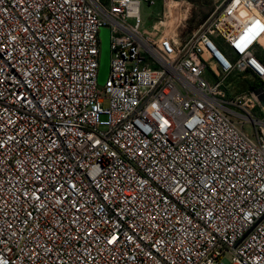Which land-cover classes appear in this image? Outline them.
<instances>
[{
    "label": "built area",
    "instance_id": "1",
    "mask_svg": "<svg viewBox=\"0 0 264 264\" xmlns=\"http://www.w3.org/2000/svg\"><path fill=\"white\" fill-rule=\"evenodd\" d=\"M160 1L0 0V264H264V0L186 41Z\"/></svg>",
    "mask_w": 264,
    "mask_h": 264
},
{
    "label": "rangeland",
    "instance_id": "2",
    "mask_svg": "<svg viewBox=\"0 0 264 264\" xmlns=\"http://www.w3.org/2000/svg\"><path fill=\"white\" fill-rule=\"evenodd\" d=\"M220 2L221 0H171L170 6L171 8H173L172 18L173 19H177L178 17L183 18L181 25L176 29L177 34L185 35L190 33L192 30H194L197 27L198 23L204 20L220 4ZM160 12H161L160 0H155L154 5L150 7L141 4V6L139 7V15L142 21L141 30L143 27L151 24V22L155 19L156 15L159 14ZM209 38L216 44V46L221 51L222 50L226 51V48L222 40L218 37L217 34L211 33L209 34ZM236 75L237 74L235 72L231 73L228 76L227 81L233 80V83H235L237 80L239 81V79L241 80L246 78V77H242L245 75H239V76ZM238 77L240 78L238 79ZM238 81L236 82V84L238 83ZM236 89L237 88L233 86V88L230 89L229 93L234 95L235 93L238 92ZM260 104L263 103L260 102ZM254 112L259 118H261L264 114V106L261 107L258 106V108ZM242 129L245 134H247L250 138H253L251 134L250 125L245 124L243 125Z\"/></svg>",
    "mask_w": 264,
    "mask_h": 264
},
{
    "label": "crops",
    "instance_id": "3",
    "mask_svg": "<svg viewBox=\"0 0 264 264\" xmlns=\"http://www.w3.org/2000/svg\"><path fill=\"white\" fill-rule=\"evenodd\" d=\"M221 2H222V0H221ZM220 2V3H221ZM141 6V5H140ZM139 6V7H140ZM208 17V16H207ZM207 17L204 19V20H202L200 23H198V25H197V27L194 29V30H192L190 33H188V34H185V35H178L177 34V32L175 31V34H176V36H177V38L180 40V41H186L193 33H195L198 29H199V27L206 21V19H207ZM155 20V19H154ZM154 20L151 22V24H149V25H147V26H145V27H143L142 28V31L144 32V33H146L147 35H149L150 37H155L156 36V34L157 33H154V32H152V30H151V26H152V24L154 23ZM222 52L223 53H225L227 56H228V53H227V51H223L222 50ZM264 53V43H262V45L261 44H255L254 46H253V53H256V54H260V53ZM229 58H230V56H229ZM237 75L236 76H239V75H245V76H242V77H246V78H244V79H239L240 77H238V79H239V81H238V83L236 84V82L235 83H233V80H229V81H227V78L225 79V81H224V89H225V92H226V94L228 95V96H236V95H238V94H240V93H243V92H245V91H247V90H250V89H254V88H256L255 87V85H257V81L256 80H254L249 74H238V73H236ZM244 80V81H243ZM228 85V88H227V85ZM233 84V85H232ZM233 86L234 87H236L237 89V93H235L234 95L233 94H231V93H229V91H230V89H232L233 88ZM232 87V88H231Z\"/></svg>",
    "mask_w": 264,
    "mask_h": 264
},
{
    "label": "water",
    "instance_id": "4",
    "mask_svg": "<svg viewBox=\"0 0 264 264\" xmlns=\"http://www.w3.org/2000/svg\"><path fill=\"white\" fill-rule=\"evenodd\" d=\"M225 3H222L218 11H216L204 24L203 26L198 30L195 37L196 38L199 34H201L205 28L211 23V21L215 18V16L219 13L221 8L224 6ZM98 39H99V45H98V69H97V78H96V84L97 87H101L104 79L107 74L108 69V58H109V50H108V28L106 26H102L99 29L98 32ZM188 48V47H187ZM187 48L180 54L179 57H182L184 53L187 51Z\"/></svg>",
    "mask_w": 264,
    "mask_h": 264
},
{
    "label": "trees",
    "instance_id": "5",
    "mask_svg": "<svg viewBox=\"0 0 264 264\" xmlns=\"http://www.w3.org/2000/svg\"><path fill=\"white\" fill-rule=\"evenodd\" d=\"M254 56L258 59V61H260L264 65V53L263 52L260 54L254 53ZM255 86L259 87L260 84L257 82V85Z\"/></svg>",
    "mask_w": 264,
    "mask_h": 264
}]
</instances>
